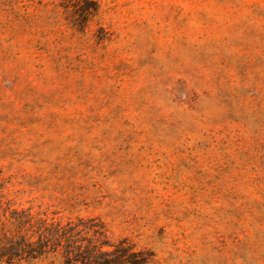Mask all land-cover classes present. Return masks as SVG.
Segmentation results:
<instances>
[{
    "label": "rangeland",
    "instance_id": "rangeland-1",
    "mask_svg": "<svg viewBox=\"0 0 264 264\" xmlns=\"http://www.w3.org/2000/svg\"><path fill=\"white\" fill-rule=\"evenodd\" d=\"M0 225L51 235L0 264H264V0H0Z\"/></svg>",
    "mask_w": 264,
    "mask_h": 264
},
{
    "label": "trees",
    "instance_id": "trees-1",
    "mask_svg": "<svg viewBox=\"0 0 264 264\" xmlns=\"http://www.w3.org/2000/svg\"><path fill=\"white\" fill-rule=\"evenodd\" d=\"M16 229V228H15ZM23 229V228H22ZM14 232L11 228L6 229L5 225H0V233L8 240V244L2 245L0 250L1 258L7 257L8 262H12L14 259H23L24 257L36 258L42 254V248L46 247L45 242H49L51 239L50 232L47 231L45 226L39 228L37 233V239H33L29 233Z\"/></svg>",
    "mask_w": 264,
    "mask_h": 264
}]
</instances>
